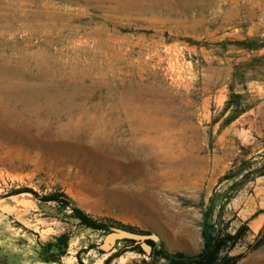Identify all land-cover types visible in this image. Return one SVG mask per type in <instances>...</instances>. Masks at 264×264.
<instances>
[{
	"label": "rangeland",
	"instance_id": "rangeland-1",
	"mask_svg": "<svg viewBox=\"0 0 264 264\" xmlns=\"http://www.w3.org/2000/svg\"><path fill=\"white\" fill-rule=\"evenodd\" d=\"M72 206L188 255L243 227L264 264V0H0V264L148 258Z\"/></svg>",
	"mask_w": 264,
	"mask_h": 264
},
{
	"label": "trees",
	"instance_id": "trees-1",
	"mask_svg": "<svg viewBox=\"0 0 264 264\" xmlns=\"http://www.w3.org/2000/svg\"><path fill=\"white\" fill-rule=\"evenodd\" d=\"M27 190L33 192L31 189ZM15 192L18 193L21 191L18 190ZM41 198L44 201H55L60 211H64L71 206L68 196L63 192L60 194L49 193L43 195ZM65 215L70 219H74L79 226L91 228L96 231L100 230L107 233L114 227L113 224L98 220L76 206H72L71 212ZM119 227L137 231L129 226L120 225ZM243 232V227L238 228L234 233H230L224 227H218L216 224L210 223L202 233L205 251L196 255H188L178 251H170L169 254H166L161 247L148 240L147 243L151 245V251L147 253V259H141V263L156 264L159 260H163L162 264H236L242 258V254L231 255L230 251L238 244ZM68 240V234L66 232L53 236L51 240L41 245L39 258L44 261H49L50 259L45 254L53 251L59 252L60 255L64 254L67 250ZM125 241L134 244V241L131 239H125ZM261 245H264V235H259L255 242L249 245V248L255 250ZM209 247H212L210 253L205 258H202ZM133 249L141 254H145L138 244L134 245Z\"/></svg>",
	"mask_w": 264,
	"mask_h": 264
},
{
	"label": "water",
	"instance_id": "water-1",
	"mask_svg": "<svg viewBox=\"0 0 264 264\" xmlns=\"http://www.w3.org/2000/svg\"><path fill=\"white\" fill-rule=\"evenodd\" d=\"M121 239H131L134 241V245L138 244L140 248L145 252L151 251V245L147 241H152L163 249L166 254L170 251L160 242L158 235L155 233L131 231L122 227H112L111 230L104 234L102 240V248L104 250H110ZM212 247H209L202 258H205L211 251Z\"/></svg>",
	"mask_w": 264,
	"mask_h": 264
},
{
	"label": "crops",
	"instance_id": "crops-1",
	"mask_svg": "<svg viewBox=\"0 0 264 264\" xmlns=\"http://www.w3.org/2000/svg\"><path fill=\"white\" fill-rule=\"evenodd\" d=\"M258 222H259V227H258V230L256 231V233H257L259 230H262V218H261V217H259ZM244 260H245V258H242V259L238 262V264H243Z\"/></svg>",
	"mask_w": 264,
	"mask_h": 264
},
{
	"label": "bare ground",
	"instance_id": "bare-ground-1",
	"mask_svg": "<svg viewBox=\"0 0 264 264\" xmlns=\"http://www.w3.org/2000/svg\"><path fill=\"white\" fill-rule=\"evenodd\" d=\"M141 119V118H140ZM137 121V120H136ZM140 127V126H139ZM138 127V128H139ZM117 128V127H116ZM143 128H144V126H143ZM133 130V129H132ZM135 130H137L138 131V129H136V127H135ZM133 132V131H132ZM136 132V131H135ZM135 136H136V134H134ZM147 136V135H146ZM117 139V138H116ZM115 139V140H116ZM132 138H130V140H131ZM134 139V138H133ZM137 139V138H136ZM119 141V140H118ZM131 142V141H130ZM125 143V142H124ZM127 143H128V141H127ZM137 143V142H136ZM129 144V143H128ZM133 144V143H132ZM138 144V143H137ZM140 144V143H139ZM130 145H131V143H130ZM141 145V144H140ZM122 146V145H121ZM129 146V145H128ZM137 146V145H136ZM144 146V145H143ZM128 149V148H127Z\"/></svg>",
	"mask_w": 264,
	"mask_h": 264
}]
</instances>
